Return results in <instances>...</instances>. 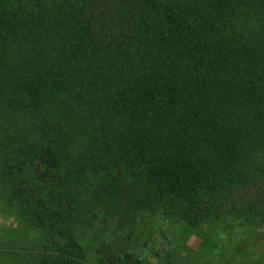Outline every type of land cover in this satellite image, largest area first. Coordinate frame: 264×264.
Listing matches in <instances>:
<instances>
[{"label":"trees","instance_id":"16d2710c","mask_svg":"<svg viewBox=\"0 0 264 264\" xmlns=\"http://www.w3.org/2000/svg\"><path fill=\"white\" fill-rule=\"evenodd\" d=\"M0 184L41 264H94L74 226L111 195L263 224L264 0H0Z\"/></svg>","mask_w":264,"mask_h":264},{"label":"rangeland","instance_id":"374dc122","mask_svg":"<svg viewBox=\"0 0 264 264\" xmlns=\"http://www.w3.org/2000/svg\"><path fill=\"white\" fill-rule=\"evenodd\" d=\"M111 196L114 199L109 196L103 206L101 203L90 206V202L89 206L84 205L74 226L76 238L94 264L99 263V258L112 264L111 260L126 252H135L138 259L146 260L144 264H176L183 254L185 257L178 264H264V223L253 225L236 215L215 212L213 217L193 227L128 206L125 197ZM0 206V264H41L40 235L30 231L16 233V212L5 203L3 194ZM166 226L176 237L167 247L161 238L158 241L153 238ZM232 235L239 236L232 240ZM13 236L21 239L20 245L25 249L11 247L8 239Z\"/></svg>","mask_w":264,"mask_h":264}]
</instances>
